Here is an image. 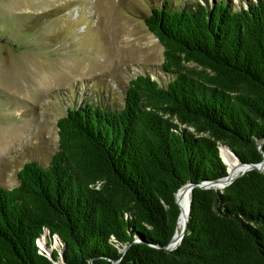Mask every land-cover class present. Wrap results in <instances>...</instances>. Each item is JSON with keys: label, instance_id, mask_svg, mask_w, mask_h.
I'll use <instances>...</instances> for the list:
<instances>
[{"label": "trees", "instance_id": "16d2710c", "mask_svg": "<svg viewBox=\"0 0 264 264\" xmlns=\"http://www.w3.org/2000/svg\"><path fill=\"white\" fill-rule=\"evenodd\" d=\"M143 20L169 79L136 74L120 107L83 99L57 118L49 162L26 161L0 186V264H53L37 243L46 230L69 264H264V169L194 186L185 234L164 248L177 189L226 175L220 145L262 160L264 0L164 2Z\"/></svg>", "mask_w": 264, "mask_h": 264}, {"label": "rangeland", "instance_id": "374dc122", "mask_svg": "<svg viewBox=\"0 0 264 264\" xmlns=\"http://www.w3.org/2000/svg\"><path fill=\"white\" fill-rule=\"evenodd\" d=\"M194 1L0 0V186L16 185L26 161L49 162L67 108L83 99L118 108L136 74L165 85L163 47L143 17L164 2L180 9ZM45 234L39 248L58 251L60 239Z\"/></svg>", "mask_w": 264, "mask_h": 264}, {"label": "water", "instance_id": "95a60500", "mask_svg": "<svg viewBox=\"0 0 264 264\" xmlns=\"http://www.w3.org/2000/svg\"><path fill=\"white\" fill-rule=\"evenodd\" d=\"M227 147L231 151V153L237 158V162H238V166H239L240 172L235 174V175H232V174L229 173V170L227 169L226 175H224V176H222V177H220V178H218L216 180H203V181H200L198 183L187 182V183L183 184L181 187H179L177 189V191L174 194V199H175L176 204L179 207V212H178V216H177V220H176V227H175L174 233L172 234V236L169 239V241L164 245L165 249H173L174 247H176V245L181 241L183 235L185 234V229H186L187 221H188V218H189V207H190V201H191V190H192V188L194 186H199V187H202V188L220 189V188L228 185L229 183H231L239 175L245 173L246 171H248V170H250L252 168L264 169V152L262 153L263 157H262L261 161H259L257 163H249V162L241 161L239 159V157L236 155V153L234 152V150L232 148H230L229 146H227ZM180 190H185V191H187L189 193V199H188L189 205H188V213H187L186 218H185L184 226L179 232H177V222H178V219H179L180 213H181L180 212V206H179V203H178V200H177V195L179 194ZM46 231H48V230H46ZM46 231H45V233H46ZM45 233H44L43 236H46ZM54 236H59V235L56 233ZM133 241H138V239L135 238ZM65 245H66L65 242L61 241V247L58 249V256L61 258V264H69L63 258V249H64ZM127 246L128 245H124L121 248V251L123 253L125 252ZM51 252L52 251H50V252L47 251L46 252V250H45V254L49 257V259L52 260L53 264H56V260L53 259V256H52ZM117 262L118 261H115L114 263H117Z\"/></svg>", "mask_w": 264, "mask_h": 264}, {"label": "bare ground", "instance_id": "6f19581e", "mask_svg": "<svg viewBox=\"0 0 264 264\" xmlns=\"http://www.w3.org/2000/svg\"><path fill=\"white\" fill-rule=\"evenodd\" d=\"M221 156L225 163L227 164V169L229 170V173L232 175L237 174V170L239 169L237 158L231 153V151L228 149L227 146L222 145L220 149ZM188 199H189V193L185 190H180L179 194L177 195V200L180 206V217L178 219L177 223L182 224V228L184 226V220L186 218V215L188 213ZM181 228V229H182ZM177 232H179L178 227H177ZM56 242H54L55 245H57L60 240L55 239ZM53 245L52 247H55ZM56 264H61V259L56 260Z\"/></svg>", "mask_w": 264, "mask_h": 264}]
</instances>
